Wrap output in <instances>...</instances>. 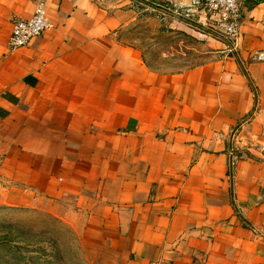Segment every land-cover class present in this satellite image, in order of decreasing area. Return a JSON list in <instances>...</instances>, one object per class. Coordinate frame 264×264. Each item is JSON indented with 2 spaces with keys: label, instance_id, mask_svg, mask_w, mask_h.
Returning <instances> with one entry per match:
<instances>
[{
  "label": "crops",
  "instance_id": "crops-1",
  "mask_svg": "<svg viewBox=\"0 0 264 264\" xmlns=\"http://www.w3.org/2000/svg\"><path fill=\"white\" fill-rule=\"evenodd\" d=\"M36 1L0 0V204L75 225L92 264H264V0L235 44L203 0H45L9 49Z\"/></svg>",
  "mask_w": 264,
  "mask_h": 264
},
{
  "label": "rangeland",
  "instance_id": "rangeland-1",
  "mask_svg": "<svg viewBox=\"0 0 264 264\" xmlns=\"http://www.w3.org/2000/svg\"><path fill=\"white\" fill-rule=\"evenodd\" d=\"M89 247L75 225L0 204V264H92Z\"/></svg>",
  "mask_w": 264,
  "mask_h": 264
},
{
  "label": "built area",
  "instance_id": "built-area-1",
  "mask_svg": "<svg viewBox=\"0 0 264 264\" xmlns=\"http://www.w3.org/2000/svg\"><path fill=\"white\" fill-rule=\"evenodd\" d=\"M172 4V0H165ZM244 0H203V26L211 25L212 31L230 44H235L239 35L241 4ZM180 5V4H178ZM176 6V5H175ZM45 0H37L32 16L28 20L12 23L8 47L11 50L26 47L48 28ZM252 59L264 62V54L256 53Z\"/></svg>",
  "mask_w": 264,
  "mask_h": 264
}]
</instances>
